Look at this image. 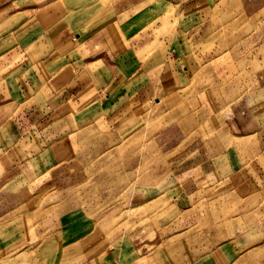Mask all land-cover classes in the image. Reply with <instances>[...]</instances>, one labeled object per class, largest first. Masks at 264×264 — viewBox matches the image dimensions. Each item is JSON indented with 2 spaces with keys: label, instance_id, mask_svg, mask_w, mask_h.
Listing matches in <instances>:
<instances>
[{
  "label": "rangeland",
  "instance_id": "obj_1",
  "mask_svg": "<svg viewBox=\"0 0 264 264\" xmlns=\"http://www.w3.org/2000/svg\"><path fill=\"white\" fill-rule=\"evenodd\" d=\"M45 1L0 0V43L20 18L61 6ZM93 1L101 25L119 26L91 49L111 53L82 56L86 70L126 66L149 103L84 129L70 117L91 101L75 100L66 122L55 108L59 126L34 135L27 120L12 142L0 83V264H77L94 228L130 264H174L230 239L234 264H264L251 230L264 226V0Z\"/></svg>",
  "mask_w": 264,
  "mask_h": 264
},
{
  "label": "crops",
  "instance_id": "obj_2",
  "mask_svg": "<svg viewBox=\"0 0 264 264\" xmlns=\"http://www.w3.org/2000/svg\"><path fill=\"white\" fill-rule=\"evenodd\" d=\"M59 1L61 6L57 3ZM56 3V10H49L39 19L34 18V14L28 18H20L8 34L6 43H0V83L4 87V96L10 100L15 111L12 118L13 131L10 133L12 142L21 138L24 130L21 132L20 127H23L22 123L26 124L27 120L30 124L28 131L34 135L42 132V130L38 131V126L42 128L49 124L59 126L58 120L50 122L53 121L50 115L54 111L60 113V109L61 112H66L64 118L60 120L66 122L70 117L67 112L70 113L76 108L75 100L78 103L91 101L85 110L83 108L79 112L77 108L70 117L72 124L84 129L95 128L97 124L100 127L101 120L103 124L114 121L117 119V112L124 108L143 111L149 103L148 96L143 94L144 91L141 93L132 91L137 77L134 78L133 73L127 75L123 72L126 66H121L123 70H119L114 77H111L110 72L106 73L109 75L107 78L105 73L102 75L89 73L84 66L83 55L111 53L109 49L100 50L99 48L96 51L91 49L92 46L105 45L104 34L108 32V27L119 26L116 18L112 23L105 22L101 25V20L97 19L96 13L99 7L93 0H47L44 5L49 7ZM123 10L120 9V11ZM130 38L133 36L128 37L126 42L128 44L125 49L120 50V56L129 57L134 51ZM73 55H77L75 60ZM94 63L96 62L90 64ZM86 75L90 80L88 83ZM133 101H136L134 107H132ZM58 107L60 108L55 110ZM86 110L90 111L87 117ZM88 120L92 122H86ZM50 127L47 126L46 129ZM114 128L117 127L114 126ZM67 145L62 146L65 149ZM251 230L257 231L255 246L264 249V226L251 227ZM89 232L91 233L89 236L85 234L86 236L83 235L78 239L77 244H79L78 249L81 255L77 259V264H130L132 262V258L121 262L122 253L119 247H116L113 252L111 249L102 251L101 248L106 246L105 242L97 240L95 228ZM231 240L215 244L203 256L186 252L181 255V262L175 259L173 262L174 264L197 262L234 264L236 251L231 248L233 246ZM242 241H244L243 237L237 238L236 243L244 244ZM89 242L91 244H88ZM173 250L175 251L176 248ZM20 255H16L15 258Z\"/></svg>",
  "mask_w": 264,
  "mask_h": 264
}]
</instances>
